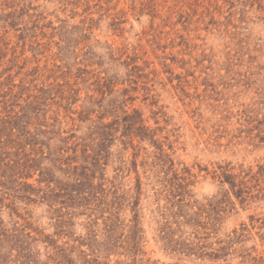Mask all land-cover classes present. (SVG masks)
I'll return each instance as SVG.
<instances>
[{"label":"rangeland","instance_id":"rangeland-1","mask_svg":"<svg viewBox=\"0 0 264 264\" xmlns=\"http://www.w3.org/2000/svg\"><path fill=\"white\" fill-rule=\"evenodd\" d=\"M12 1L0 0L2 68L14 59L17 83L80 90L72 112L60 108L62 136H77L70 146L94 138L102 122L121 126L106 174L118 197L114 220L109 208L82 215L59 235L46 204L20 201L14 220L30 222L37 239L29 262L264 264V0ZM117 99L124 106H113ZM127 115L137 134L155 131L188 178L189 201L203 208L198 235L165 197L156 146L123 136ZM91 229L97 249L86 239ZM188 240L198 254L177 244ZM25 262L20 247V263L8 264Z\"/></svg>","mask_w":264,"mask_h":264},{"label":"trees","instance_id":"trees-1","mask_svg":"<svg viewBox=\"0 0 264 264\" xmlns=\"http://www.w3.org/2000/svg\"><path fill=\"white\" fill-rule=\"evenodd\" d=\"M7 2L8 6L15 5L12 0ZM4 59L5 55L0 49V264L20 263V247L22 257L26 259L25 264H31L29 254L33 250L32 243L37 239L32 236L30 222L20 224L14 220L15 214L20 216V201L27 204H46L59 235L69 236L76 225L74 219L82 215L91 219V216L100 215L109 208L108 221L114 220L117 212L113 211L112 204L114 205L118 197L115 195V189L109 187L111 181L106 174L112 155L111 146L119 139L117 135L121 126L119 119L113 123L102 122V125H97L92 131L94 138L89 141L82 139L81 142L70 146L77 136L75 133L62 136L64 131L59 118L60 108L72 112L80 90L69 83L39 84L35 83V79L27 81L23 78L21 83H17L20 72L12 73L15 68L14 59L10 61L13 62L11 67L2 68ZM105 85L100 87L103 98L106 96L103 90ZM124 104V101L117 99L113 106ZM55 105H58L59 110H53ZM51 112L54 115L50 116ZM124 112L127 113L126 110ZM135 114L139 112L136 110ZM127 118L129 123L124 127L127 134L123 136L131 138L136 133L156 146L158 151L154 164L156 168H161L162 171L159 172H166V177L161 181L168 184L164 185L165 197L178 209L176 213L187 220L186 224L192 226L193 234L198 235V228L202 226L200 218L203 208L195 211L196 205L189 201L192 195L188 178L177 172L175 162L165 152L163 144L159 145V141L155 139V131H151L147 136L137 134L139 132H134L138 130L135 117L127 115ZM55 142L58 145H55ZM72 152L73 154H70ZM57 172L63 176H58ZM36 173L39 174L38 186L30 181ZM170 173H173L172 178H169ZM43 183L46 184L44 188L40 186ZM138 184L139 187L142 186L140 178ZM114 186L117 188L116 184ZM6 211L11 217L9 222L2 216ZM93 221L94 219L88 223V229L95 224ZM205 225L206 223L204 227ZM93 233L92 229L89 230L86 239L90 245L95 240L97 249L99 244L97 238H93ZM45 238L52 239L50 236ZM188 243L189 240L177 242L180 246L185 245L188 253L198 254L202 248L200 244ZM177 244L175 243L176 246ZM14 251L17 252L16 260L13 258Z\"/></svg>","mask_w":264,"mask_h":264}]
</instances>
